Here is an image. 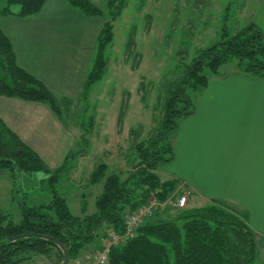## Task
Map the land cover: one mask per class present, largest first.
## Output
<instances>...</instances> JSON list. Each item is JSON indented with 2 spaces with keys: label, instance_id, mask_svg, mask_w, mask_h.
I'll return each mask as SVG.
<instances>
[{
  "label": "trees",
  "instance_id": "1",
  "mask_svg": "<svg viewBox=\"0 0 264 264\" xmlns=\"http://www.w3.org/2000/svg\"><path fill=\"white\" fill-rule=\"evenodd\" d=\"M4 15L33 16L46 0H5ZM86 16H101L103 11L91 0H67ZM126 0H109L111 20L104 23L97 40L93 66L85 83L84 96L101 81L107 68L106 48L114 39L113 21L121 14ZM226 21V20H225ZM233 60L238 68L254 77L264 78V33L256 23H250L235 34L223 31L220 41L200 51L178 85L169 90L163 119L157 134L135 145L138 163L125 179L120 173L108 174V164L99 163L90 175L89 185L103 184L96 198V212L75 216L67 197L59 192L57 183L67 161L84 155L85 149L69 153L65 163L51 170L41 156L28 146L0 118V169H9L14 182L21 173L43 172L50 198L47 202L29 205L27 192L19 201L20 220L10 212H0V264H23L31 254L50 255L53 248L63 252L53 241L32 236L11 241L7 237L22 233H37L55 237L68 249L70 260L77 258L89 244L102 242L98 237L105 226L111 233H125V213L145 206L152 198L165 203L179 189V181L162 180L156 173L161 164L174 160L169 137L179 128V121L195 111L190 91L197 92L208 84L210 74H218L222 65ZM0 95L47 103L62 120L60 103L55 94L40 79L17 62L8 36L0 28ZM67 103V102H66ZM84 129L82 142H88ZM21 192V191H20ZM86 206L83 202L82 210ZM110 233V234H111ZM109 234V235H110ZM256 237L248 224L247 214L228 203H211L177 212L170 217H149L134 236L110 248L107 264H256Z\"/></svg>",
  "mask_w": 264,
  "mask_h": 264
},
{
  "label": "crops",
  "instance_id": "2",
  "mask_svg": "<svg viewBox=\"0 0 264 264\" xmlns=\"http://www.w3.org/2000/svg\"><path fill=\"white\" fill-rule=\"evenodd\" d=\"M4 2L0 28L18 64L58 100L77 98L95 60L104 16H86L67 0H46L33 16L4 15ZM227 66L192 94L194 113L169 137L174 160L156 173L179 181L189 208L220 200L246 213L256 237V264H264V78ZM0 118L49 165L60 163L76 139L44 102L0 95ZM105 228L109 235L111 228ZM78 258L69 264H81Z\"/></svg>",
  "mask_w": 264,
  "mask_h": 264
},
{
  "label": "rangeland",
  "instance_id": "3",
  "mask_svg": "<svg viewBox=\"0 0 264 264\" xmlns=\"http://www.w3.org/2000/svg\"><path fill=\"white\" fill-rule=\"evenodd\" d=\"M4 1L0 0V6ZM91 1L103 11L104 23L111 20L109 0ZM250 23H256L264 33V0H126L121 14L113 21L114 39L106 48L108 64L103 79L86 96L82 89L77 98L60 103L62 121L77 140L60 163L47 164L55 170L65 163L69 153L85 149L84 155L77 154L67 161L71 169L64 171L57 183L75 216L97 210L96 198L103 184L91 186L88 182L99 163L106 162L107 173H120L122 179L133 171L139 161L135 145L157 134L169 90L182 80L186 65L201 50L220 41L225 28L232 35ZM236 64L233 60L227 67ZM84 129H88L85 145ZM46 177L39 171L23 172L14 182L9 169H0V212H10L14 220H20L22 192L28 193L29 205L47 202L50 190L41 182ZM181 194L177 190L170 195L163 206L155 209L154 217H170L188 209V205H176ZM108 231L101 229L100 234L106 235L103 238L109 236ZM87 248L77 257L78 263L91 264L88 256L102 250V242L91 243ZM23 264L62 261L53 248L47 256L31 254Z\"/></svg>",
  "mask_w": 264,
  "mask_h": 264
},
{
  "label": "built area",
  "instance_id": "4",
  "mask_svg": "<svg viewBox=\"0 0 264 264\" xmlns=\"http://www.w3.org/2000/svg\"><path fill=\"white\" fill-rule=\"evenodd\" d=\"M165 203H161L156 198H152L145 206L138 208L134 212H126L125 233L122 235L111 233L109 236L102 238V250L90 254L88 256V262L91 264L93 261L98 264H107L109 260L110 248L113 245L122 244L128 237L134 236L137 228L154 214L157 207L163 206ZM176 205L178 207H185L187 205V196L180 195L177 198Z\"/></svg>",
  "mask_w": 264,
  "mask_h": 264
},
{
  "label": "water",
  "instance_id": "5",
  "mask_svg": "<svg viewBox=\"0 0 264 264\" xmlns=\"http://www.w3.org/2000/svg\"><path fill=\"white\" fill-rule=\"evenodd\" d=\"M32 236L44 238V239H47V240L55 242L60 247V249L63 252L64 260H63L62 264H69L70 257H69V254H68V249L65 247V245L61 241H59L55 237H52V236H49V235H45V234H37V233H22V234H18V235H15V236H10V237H7V238L9 240H11V241H14V240H17L19 238H27V237H32ZM3 238L4 237H0V240L3 239Z\"/></svg>",
  "mask_w": 264,
  "mask_h": 264
}]
</instances>
